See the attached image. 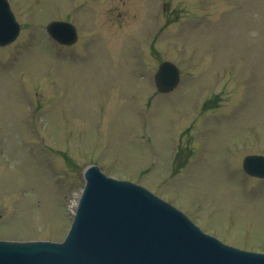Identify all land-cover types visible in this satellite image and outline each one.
<instances>
[{"label": "rangeland", "instance_id": "374dc122", "mask_svg": "<svg viewBox=\"0 0 264 264\" xmlns=\"http://www.w3.org/2000/svg\"><path fill=\"white\" fill-rule=\"evenodd\" d=\"M10 1L22 30L0 47V238L62 240L93 162L264 250V179L241 169L264 154V0ZM52 19L79 42L52 41ZM164 59L182 80L157 95Z\"/></svg>", "mask_w": 264, "mask_h": 264}, {"label": "water", "instance_id": "95a60500", "mask_svg": "<svg viewBox=\"0 0 264 264\" xmlns=\"http://www.w3.org/2000/svg\"><path fill=\"white\" fill-rule=\"evenodd\" d=\"M46 28L61 43L76 40L69 23L52 21ZM18 30L8 3L0 0V45L12 41ZM178 73L171 62L160 64L159 90L172 89ZM245 166L255 172L249 162ZM84 177L66 239L0 241V264H264V254L221 244L140 185L106 177L97 166H89Z\"/></svg>", "mask_w": 264, "mask_h": 264}]
</instances>
